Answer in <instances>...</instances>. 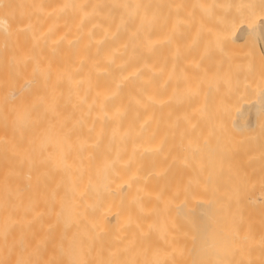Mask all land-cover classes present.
<instances>
[{"label": "bare ground", "instance_id": "6f19581e", "mask_svg": "<svg viewBox=\"0 0 264 264\" xmlns=\"http://www.w3.org/2000/svg\"><path fill=\"white\" fill-rule=\"evenodd\" d=\"M229 2L0 0V264H264V88L224 95L212 57L264 35V0ZM216 91L250 115L210 117Z\"/></svg>", "mask_w": 264, "mask_h": 264}, {"label": "rangeland", "instance_id": "374dc122", "mask_svg": "<svg viewBox=\"0 0 264 264\" xmlns=\"http://www.w3.org/2000/svg\"><path fill=\"white\" fill-rule=\"evenodd\" d=\"M245 1H246V0H243V1H242V0H240V1H239V0H235V1L233 0V2H234L236 5H238V4H244ZM243 2H244V3H243ZM234 3L232 4V3H231V0H230V2H229V4H230L231 6H234V5H235ZM222 6H223V5H222ZM220 9H221V8H220ZM218 11H220V10L218 9ZM221 11H222V10H221ZM221 11H220V12H221ZM220 12H217V13H219V14H217V13H216V14H217V15H220L223 11H222L221 13H220ZM223 14L226 15L225 11H224ZM221 15H222V14H221ZM215 17H216V16H215ZM215 17H214V19L217 20ZM217 17H219V16H217ZM220 17H221V16H220ZM223 17H224V16H222L221 18H223ZM221 18L219 19V21H220V20H221V21H225V19H224L225 17H224L223 19H221ZM214 19H213V20H214ZM221 21H220V22H221ZM215 22H216V21H215ZM215 22L212 21L213 25H214ZM223 23H224V22H223ZM222 25H224V24H222V22H221V24L219 23V25H216V27H219V30H220V28H222V27H221ZM224 26H225V25H224ZM213 27H214V26H213ZM214 28H215V27H214ZM223 29H224V27L222 28V30H223ZM222 30H221V31H222ZM215 32H216L217 34H220L219 32H217V30H215ZM255 32H256V34H254ZM255 32L252 33L253 35L251 34L253 37H252V36L248 37V41H247V39H241V40H239V39H235V38H229V36L223 35L222 33L220 34V37H217V39H216V41H220L219 38L222 37L220 43H219V42H215V41L213 40V41H214L213 44H214V43H215V44H220V45H217V46L214 45V48H217V49H215L216 51L220 49V50H219L220 52H217V54H216L217 57H216V55H215L216 51H215V53L212 52V54H213L212 57H214V60H215V58H216L215 61H217V59H219V56H220L219 53H223L222 55H224V57H225L224 60L222 61V63H221V61H217V63H220L221 66H222V64L224 63V64H223V68H222L221 66L217 65V63H216V68H220V67L222 68L221 71H220V69H217V70H219V72L216 71L217 74L220 75V77H219V75H217V74L215 75V77H217V80H219V78H220V80L223 78V80H222L223 82L227 80V81L224 82V83L221 81L222 84H221L220 82H219V84H217V85H219V86H223V89H224L223 94L225 93L224 95H226V91H225V88H224V87H225V86L227 87L228 85H229L228 88H231V89L233 88V90H236V89L240 90V88H241V89H244V88H245L246 90H249V87H248L249 84H248V83H250L249 81H250L252 78H257V79H256L257 82L255 81V82L257 83V86H259V84L262 83L261 85H262L263 88H264V83H263V82H264V66H263V65H264V62L262 63V61H263V59H264V35H263V33H262L260 30L255 31ZM260 35H261V36H260ZM213 37H216V35L213 36ZM213 37H212V38H213ZM227 37H228V39H227ZM224 39H225V41H223ZM230 39H231L232 41H234V45H235V46H237V45L239 44V43L237 44V42H240V41L242 42V41L244 40L242 43L245 42L244 44H246V45H244V44H240V46H242V49H241V47H240V50H238V51H240L239 55L241 54V55H240V56H241V59H242V58H243V59L247 58L250 62H252L251 64L248 62L247 59H245V60L242 59V60H241L240 58H238V60H237V58H236L237 62L239 63V64H237L236 60L233 59V58H235L233 54L238 53V52H236L235 50H237V49H239V48H237V47H236L237 49L234 48L235 46H232V45H231V42H232V41H231ZM207 40H208V39H207ZM228 41L230 42V44H229V45H230V51H231V47H232L233 49H235V50H233L234 53H231V52L229 51V49H227L226 46H228V45H226V42L229 43ZM221 42H222V45H223V46L226 45L225 47H226V50H227V51H226L225 49H223V46L221 45ZM224 42H225V44H224ZM205 43H206V42H205ZM208 43L210 44V41H208ZM248 43H250V44H248ZM209 44H208V45H209ZM213 44H210V45H213ZM247 44L250 45L248 48H246V47L248 46ZM243 45H244L245 47H244ZM215 46H216V47H215ZM219 46H221V48H220ZM212 47H213V46H212ZM225 47H224V48H225ZM228 47H229V46H228ZM238 47H239V46H238ZM244 48H246V49H244ZM251 48H252V50H250ZM221 49H222V50H221ZM259 49H260L261 51H260ZM244 50H246V54H244V53H245ZM258 50L261 52V54H262V53H263V54L260 55V52H259ZM223 51H224V52H223ZM233 51H232V52H233ZM242 51H243V52H242ZM228 52L231 53V55H229ZM247 52H249V56H251V59H249L250 57L248 56V53H247ZM224 53H225V54H224ZM258 53H259V55H258ZM225 55H228V56H227V62L225 61V60H226V56H225ZM236 55H237V54H236ZM236 55H235V56H236ZM242 55H245V56L243 57ZM252 55H253V56H252ZM260 56L263 57V58L261 59ZM212 57L209 56V58H210L209 60L212 59V62H213V58H212ZM228 57H229V58H228ZM230 57L232 58V60H234V64L232 63L233 61L231 60ZM252 57H254V59H255V57H256V59L258 58L259 60H256V59L254 60ZM220 58H221V56H220ZM222 59H223V58H222ZM222 59H221V60H222ZM209 60H208V61H209ZM228 60H231V62H230L231 64H230V65H227V64H229V61H228ZM246 60H247V62H246ZM239 61H240V62H239ZM253 61H254V62H253ZM210 62H211V61H210ZM212 62H211V64H212L211 66H212V68H213L214 71H215V68H214L215 66L213 67V65H215V64L212 63ZM255 62L257 63V66H256V63H255ZM225 63H226V65H227V67H226ZM242 63H243V64H242ZM259 63H260V65H259ZM236 64H237V65H236ZM241 64H242V65H241ZM245 64H246L247 66H246ZM248 64H250V65H248ZM253 64H254V65H253ZM235 65H236L237 67H235ZM217 66H219V67H217ZM229 66H231V69H230ZM241 66H243V67H245V68H242ZM234 67H235V68H234ZM248 67H249V69H248ZM253 67H255V68H258V67H259V70H258V69H255V68H253ZM227 68H228V69H227ZM232 68H233V70H232ZM239 68H240V69H239ZM246 68H247L248 70H247ZM251 68H253V69H251ZM260 68H262V69H260ZM229 69H230V71H232V74H230V73H231V72H230L229 75H227ZM236 69H237V70H236ZM241 69L243 70L242 72H245L244 74H243L242 72L240 73ZM250 69H251L252 71L254 70L253 73H252V71H251V73L253 74V77H252V75L250 74ZM227 70H228V71H227ZM260 70L263 71V72H262V74L260 73V78H259L258 75H259ZM222 71H223V72H222ZM234 71H235V72H234ZM236 71H237V72H236ZM248 71H249V72H248ZM256 71H258V72H256ZM220 73H221V74H220ZM222 73H224V74L222 75ZM234 73H235V76H234ZM237 73H238L239 76H240L241 74H243L244 78H243V77H242V78L238 77V76L236 75ZM239 73H240V74H239ZM255 73H257V76H256V77L254 76V75H256ZM226 75H227V76L233 75L234 78H233L232 76H230V77H232V78L228 77V78L226 79V77H224V76H226ZM221 77H222V78H221ZM236 77H238L239 79L237 78V80H236ZM251 77H252V78H251ZM229 78H230L229 83L231 82V85L228 83ZM258 78L260 79L259 81H258ZM261 78H262V79H261ZM215 79H216V78H215ZM243 79H244V80H243ZM249 79H250V80H249ZM220 80H219V81H220ZM241 80H243V81L241 82ZM233 81L235 82V84H236V82L240 81L241 84H240V83H237V84L235 85ZM244 81H245V83H243ZM251 81H253V80H251ZM260 81H261V82H260ZM232 82H233V85H234L235 88L233 87ZM258 82H259V83H258ZM225 83H227L228 85H225ZM253 83H254V81H253ZM246 84H247L248 86H247ZM250 84H251V83H250ZM224 85H225V86H224ZM237 85H238V87H237ZM240 85H241V86H240ZM261 85H260V87L262 88ZM239 86H240V87H239ZM236 87H237V88H236ZM253 87H254V85H253ZM255 87H256V86H255ZM263 88H262V89H263ZM221 89H222V87H221ZM221 89H220V90H221ZM216 90H217V89H216ZM220 90H219V91H220ZM233 90H232V91H233ZM249 91H250V90H249ZM250 92H253V91H250ZM255 92H256V94H255ZM255 92H254L255 95L252 96L250 100H253L252 102H255V104H257V106H258V107H255V108H254V110H256V111H255L256 113H255L254 117H255V119L257 118V119H256V121H257V122H256V126H257L258 124H260V125L262 126V127H260V125H258V127H259L258 131L261 132V131H264V123H263V122H264V120H263V119H264V113H263V111H264V110H263V109H264V94L261 93V92H258V91H255ZM214 93H215V92H214ZM247 93H249V92H247ZM216 94L219 95V96H216V97H217V98H220V99H221V102H215L217 98H216L215 96L212 95V96H213L212 99L207 98L206 101H204L205 99L203 100L206 104H209V106L205 105L204 102H203V104H204L205 106L203 105V108H201L202 106L200 107L201 110H208V111H210V112H209V113H210L209 115H212L213 113H214L215 115H217V116H215V115L213 116V115H212V116H210V117H213V118L215 117V118H217V119H219V118L221 117L222 119H224V117H222V114H221V113H222V112H223V114L225 113L224 110H225L226 107H227V110L230 111L231 114L227 111V112H226L227 114H225V115H228V113H229V114H230L231 116H233V117H238V118L240 117V119H241V118L244 119L245 117L247 118V117L250 115L249 112H246V113L244 112V113H243L242 110H237L238 106H236V105H235V108H234V107H233V105H234L233 103H234V102L231 101V103H230V99H228L227 101H226V98H225V99H222L221 97H222V96L224 97V95H220V94H222V92H217V91H216ZM216 94H214V95H216ZM236 94H237V93H236ZM250 94H251V93H250ZM250 94H249V97H250ZM251 95H253V94H251ZM208 97H209V96H208ZM234 97H235V96H234ZM214 98H216V99H214ZM232 98H233V97H232ZM232 98H231V99H232ZM213 99H214V101H213ZM208 100H210V101L208 102ZM211 100H212L213 102L216 103V104H215L216 107L214 106V104H213V102H212ZM236 100H237V99H236ZM256 100H257L258 102H257ZM217 101H220V100H217ZM237 101H238V100H237ZM222 102H223V104H219V103H222ZM224 102H226V103H224ZM235 102H236V101H235ZM217 104H219V105H217ZM225 104H227V105L225 106ZM232 104H233V105H232ZM235 104H236V103H235ZM212 105H213L214 107H213ZM220 105H223V106H220ZM231 105H232V107H231ZM199 106H200V105H199ZM211 106H212V108H215V109H214V110L211 109V108H210ZM217 106H219V108H217ZM229 106H230L231 108H228ZM205 107H206V108L208 107V108L206 109ZM222 107H224V108L222 109ZM216 108H217V110H219V111L221 112V113H220L221 116L219 115V111H217V112L215 111ZM221 109H222L223 111H222ZM231 109H232V110H231ZM212 110H213L214 112H213ZM261 110H262V112H261ZM211 111H212V112H211ZM225 111H226V110H225ZM233 111L235 112V115H234ZM215 112H216V113H215ZM236 112H237V113H236ZM211 113H212V114H211ZM247 113H248V114H247ZM258 113H259V114H258ZM262 113H263V115H262ZM257 114H258V115H257ZM209 115L207 114V115H205V117H206V116L209 117ZM230 115H229V116H226V117L229 118ZM203 116H204V115H203ZM223 116H224V115H223ZM259 116H261V118H260ZM226 117H225V118H226ZM258 117H259V118H258ZM262 117H263V118H262ZM215 118H214V119H215ZM230 118H231V117H230ZM246 118H245V119H246ZM220 120H221V119H220ZM262 120H263V121H262ZM261 121H262V122H261ZM261 123H262V124H261ZM218 125H219V123H217V126H218ZM258 127H257V128H258ZM257 128H256V130H257ZM260 128H261V129L263 128V130H260ZM216 132L219 133V131H216ZM261 134H262V133H261ZM217 135L220 136V134H217ZM263 135H264V132H263ZM223 136H224V135H223ZM230 139H231V138H230ZM226 140H227L228 143H229V144H227V146H229V145L231 146V142H233L232 144H234V140H235V139L232 138V139H231L232 141H231V140H228V139H226ZM229 141H231V142H229ZM238 142H240V141H239L238 139H236V140H235V145H234L235 148L237 147V143H238ZM240 144H241V145H240ZM242 144H243V143H238V145H240L241 147L244 146V145H242ZM244 144H245V143H244ZM237 148H239V147H237ZM227 151H228V148H227L226 146H225V147H222V148L220 149V153L218 154V156H221V157H223V159H226V161H225L224 163H228L229 165H233V166L238 167V168H239V169H238V173H239L240 175L246 174V173H247V170H246L245 168H246V166H247V162L244 164L243 161H242V159L240 158V155H238V154H236V153H229V154H228ZM242 168H243V169H242ZM234 171H235V170H234ZM235 172H236V171H235ZM189 228H190V231L192 232L193 235H195V234H196V235H200V234H199V231H198L194 226H192L191 224H190V227H189ZM177 253H178V254H177V255H178V256H177L178 262H177V263H173V264H193L192 259H195V258H193V255H191L188 251H183V252H182V251H177ZM179 253H180V254H179ZM213 254H214V251H213ZM204 255H205V254H203L202 256H204ZM218 255H219V258H222V257H221V252H220V251H219ZM224 258H227L226 260H224L225 264H231L232 261H231L230 258H232V257H224ZM138 260H139L138 264H157L156 262H154L151 258H149V257H147V256H145V257L140 256V258H139ZM168 264H170V262H169Z\"/></svg>", "mask_w": 264, "mask_h": 264}]
</instances>
